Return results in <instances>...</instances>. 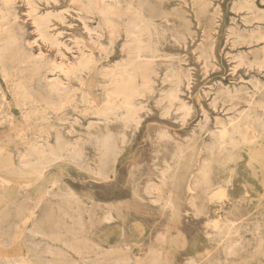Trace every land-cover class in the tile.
Returning <instances> with one entry per match:
<instances>
[{
  "label": "rangeland",
  "instance_id": "1",
  "mask_svg": "<svg viewBox=\"0 0 264 264\" xmlns=\"http://www.w3.org/2000/svg\"><path fill=\"white\" fill-rule=\"evenodd\" d=\"M120 1H145L160 55L148 65L152 92L136 99L137 121L100 114L126 57L123 27L98 40L72 14L54 20L66 46H42L50 59L74 62L83 46L94 55L85 71L58 72L67 91L55 93L48 68L5 47L14 34L34 39L28 5H16L20 25L0 11V264H152L154 251L158 264L189 254L206 256L201 264H264V0ZM70 4L57 0L59 11ZM39 161H49L44 176ZM152 184L172 206L153 201ZM233 219L238 232L226 240L244 248L226 259L211 237Z\"/></svg>",
  "mask_w": 264,
  "mask_h": 264
},
{
  "label": "bare ground",
  "instance_id": "2",
  "mask_svg": "<svg viewBox=\"0 0 264 264\" xmlns=\"http://www.w3.org/2000/svg\"><path fill=\"white\" fill-rule=\"evenodd\" d=\"M21 1L28 5V12L26 14V18H23V19L24 20L27 19L26 21H30L32 23V25L35 29V33L37 35V36L35 35V37H37V38L34 37V39L21 40V38H19L17 35L14 34V37L5 43V47L7 48V46L12 45V46H14L17 53L22 52V51L25 52V54H26L25 59L31 61L35 70L37 69L39 71L40 69H42V67L48 68L47 73L44 75L43 79L47 85V88H49L53 92L56 91L55 93H58L59 91L67 89L66 81H64V79L59 75L60 72H63L65 74L64 76L66 77V74L68 75V74L72 73L74 76L78 72L85 71L86 69L89 68L90 63L93 62L94 55H93V52H91V50H89L86 46H83V48L77 47L78 49H80V53L75 56L74 62L71 61L69 58H66V57H65V62H62V61L58 62L57 60L50 59L48 56V53L43 50L42 46H46V47H50V48L55 47V48H58L60 50V47L65 45V43L62 41L60 36L57 35L59 33H58L57 29L55 28L57 23H55L54 20L57 19V20L63 21L64 19H66L68 17V15L72 14V16H76L82 21V26H83V29L85 31H87L90 35L97 34L98 40L103 35L104 31H106V30H107V32L109 30V32L112 33L118 27L124 28L125 35H127L126 37L128 38V40L126 41V44H125L126 57L123 60L121 59L122 63L119 65L120 66L119 68L117 67L118 70L115 69L116 71L114 70V71H112V73H110L111 69H110V72H107L108 71L107 68L105 69V70H107L106 73H108V74L110 73L114 77V79H113L114 84L113 85L111 84L112 87H110V88L108 87L109 89L107 87H105L106 85L104 86L105 88L108 89L107 92L109 91L110 96L108 95L109 96L108 97V99H109L108 104L106 103L107 104L106 107H104L102 109V111H100V114L105 118V122L110 121L111 116L120 115V114L124 115V118L126 117L125 119L133 118L134 121L135 120L137 121V115L136 114H137V111L139 110V105L136 103V99L143 97L146 92H148L150 89H152L151 82H150L151 75H149L150 70L148 71V65L149 64L152 65L151 63L153 61H155V59L160 57V55L157 53V49L155 48V46L157 44L153 41V39L151 37V35H152L151 34L152 33V31H151L152 24H150V22L148 21V18L145 15V9H144V7L146 5L145 1H143L142 3L132 1V2H129L128 4L124 5L120 0H71V4L68 6H65L63 10L61 8V11H59V9L57 8V0H21ZM18 2H20V0H0V11H3V16L8 18V20L10 19V21L13 23V25H20L19 21H18L20 18L16 12V5L18 4ZM90 18L97 20V26L96 27L91 26L90 22H88V20ZM124 18L126 20L122 21ZM0 28H1V24H0ZM113 33H115V32H113ZM115 35H117V34H115ZM112 36H113V34H112ZM75 38H74V40H76L78 37L76 39ZM79 40H81V39H79ZM98 40H96L95 43L99 44ZM84 42L86 43V41H84ZM35 47H37L39 49V54L34 53L33 49ZM101 48H103V47H101ZM90 49H92V48H90ZM106 50H108V49H106ZM59 54L62 55V53H59ZM64 54L65 53H63V55ZM116 64L117 63H115V65ZM106 73L104 72V74H106ZM108 74H106V75H108ZM153 75H155V74H153ZM113 77H111V79ZM5 79L6 78H4V80ZM66 79L68 80L69 78H66ZM53 92H52V94H53ZM151 92L152 91L150 90L149 93H151ZM21 95L24 99L31 98V96H30L31 94L27 91H23ZM88 96L90 97L89 94H88ZM105 96H107V95H105ZM97 98H99V97H97ZM3 99H5V98H3ZM71 99H72V97H71ZM105 99H106V97H105ZM88 100H89V98H88ZM67 101L69 104V99ZM0 102H2V101H0ZM64 103L65 102L62 103V106H64L63 105ZM75 103H74V105H75ZM84 103H86V102H84ZM65 105L68 106L67 102L65 103ZM103 106H104V104H103ZM261 107H262V105H261ZM89 108L90 107H88L87 109H89ZM99 108L100 107H98V108L94 107V109H99ZM58 109L59 108H57V111H58ZM55 110H56V108H55ZM7 113H8V111H7ZM98 113H99V111H98ZM238 128H239V126L235 125V126H233L232 129H224L223 134L229 136V139H222L220 144H224V143L229 142V140L231 139L230 135H233L234 133L238 132ZM248 132H249V130H248ZM40 146L41 147L43 146V148H44V145L40 144V145H37L36 148L34 149L36 156L38 158H39V156H38L39 153L42 152V150H43L42 149L40 151V149H41ZM43 153H44V150H43ZM46 154H47V152H46ZM60 156H62V155H58L56 158H53L50 161L57 160L60 158ZM40 160H42V159H40ZM48 163H49V161H39V167L36 170V174L39 176L46 175L45 169H47V167L49 166ZM104 177H108V176H104ZM164 180L165 179H163L162 181H164ZM194 186H197V182H194L193 184L192 183L189 184L188 189L192 191L194 189ZM211 187H212V184L209 183L206 185L205 189L203 190V194H202L203 198L206 199L207 201L209 200L208 190ZM146 192L149 195H155L153 197V201L156 203H161L163 205V207L172 206V204H173L171 197H165L164 196L163 190H162V185H160V184L149 185L148 187H146ZM196 198H197V196H192L191 201L195 200ZM30 216H31V214H30ZM242 217H244V216H242ZM28 218H30V217H28ZM235 222H236V220H234V219L229 221L228 223H226V225L220 227V230L218 232L213 233V236L211 237V240L215 241V245L217 248L216 250L223 252L226 256V259H227V257H229L231 255H236L237 253L240 252V249L244 248V244H242V243L240 244L239 240L235 241V239H234L232 241V240H230V237L228 240H226V238L228 236H232V234H234V233L237 234L238 230L233 231V232L231 231L232 230L231 227L236 224ZM225 227L227 229H225ZM14 239H16V238H14ZM158 239L159 240L165 239V236L162 234L159 237V235H158ZM72 250L78 252V250H76L73 247H72ZM153 256H154L153 257L154 262L152 264H158V261L160 259V254L154 251ZM204 257H206V256L201 257V256H194L192 254H189L187 256V259L184 262V264H201V260ZM231 262H232V260H226L227 264H232Z\"/></svg>",
  "mask_w": 264,
  "mask_h": 264
}]
</instances>
